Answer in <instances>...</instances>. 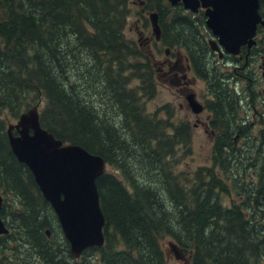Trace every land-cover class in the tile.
<instances>
[{
	"label": "trees",
	"instance_id": "1",
	"mask_svg": "<svg viewBox=\"0 0 264 264\" xmlns=\"http://www.w3.org/2000/svg\"><path fill=\"white\" fill-rule=\"evenodd\" d=\"M133 1L163 16L169 32L160 43L186 52L208 84L212 165L175 170L191 131L146 112L157 84L148 58L124 34L129 0H0V218L8 230L0 264L34 257L39 264H172L165 241L189 264H264V95L256 92L264 84L255 79L263 38L252 49L253 73L224 76L181 5ZM38 103L43 129L110 168L96 180L104 244L78 259L9 147L7 120Z\"/></svg>",
	"mask_w": 264,
	"mask_h": 264
},
{
	"label": "water",
	"instance_id": "2",
	"mask_svg": "<svg viewBox=\"0 0 264 264\" xmlns=\"http://www.w3.org/2000/svg\"><path fill=\"white\" fill-rule=\"evenodd\" d=\"M181 3L185 10L206 9V27L216 40H210L211 51L238 55L241 47L255 45L257 25L264 29L258 13L260 0H167ZM264 2V0H262ZM149 20L159 39L157 14ZM186 100L193 113L201 111L194 96ZM38 105L23 112L15 124L7 126L9 147L16 160L30 171L42 197L52 208L61 232L68 243L69 254L78 259L88 248L104 244L105 219L102 214L96 180L106 171V162L82 147L64 144L41 127ZM3 198L0 196V209ZM8 234L0 218V235ZM48 234V231H47ZM175 250L174 245H170ZM176 251V250H175Z\"/></svg>",
	"mask_w": 264,
	"mask_h": 264
},
{
	"label": "rangeland",
	"instance_id": "3",
	"mask_svg": "<svg viewBox=\"0 0 264 264\" xmlns=\"http://www.w3.org/2000/svg\"><path fill=\"white\" fill-rule=\"evenodd\" d=\"M130 1L133 0H129L128 3V6L132 12L127 18L124 34L128 40L133 41L136 45H138V48H140L141 52L148 58L150 67L154 72L155 82L157 84V94L155 98L145 102L146 112L152 115L155 114L158 119L169 121L173 126H177L181 123L189 126L191 131V142L189 147L185 148L181 145L178 147L176 152L175 157L178 160V166L175 168V170L177 172H193L199 167H210L212 165V149L213 142L216 137V130H214L211 125V119L213 115L208 110V103L214 98L208 91V84L198 75L196 71H194L193 68V73L187 75L188 79L191 81V84H189L190 90L188 92H182L171 84V81L169 80L171 75H168L169 73L165 74L168 70L166 67V62L169 60L175 62V59H173L172 56V54L175 53H179L181 56H183V58L188 57V55H186V52L176 47L169 48L162 45L160 42H155L153 33L149 32L150 28L145 32H142V36H140V33L136 32L135 25L141 7L139 5H132ZM2 17L3 13L0 8V20ZM201 33L206 39L211 38L208 36L207 32ZM256 49L258 51H263L264 43L258 44ZM167 51L168 54H166ZM208 57L211 58L210 53L208 54ZM212 60H216L215 62L218 63L217 71L219 67V72L224 74V76L233 75L230 65H226L223 61H218L217 58ZM83 63H85V61H83ZM161 65L163 66L161 67ZM238 71L241 72L240 70ZM255 79H257L259 83L264 84V77H262L260 73ZM135 84H137V81H134L133 85ZM262 86L263 85L259 87V90H256L257 94H261L260 96L264 95V91L261 89ZM238 91L239 90L237 89V92ZM187 94L194 95V99L202 108L200 112L193 113L190 110L185 98ZM259 99H262V97ZM106 101L107 98L103 100L105 103ZM240 104L246 108L244 105V99L240 102ZM37 105L39 106L40 103ZM106 109L109 111L110 107H107L106 105ZM15 123L16 120L13 118L8 119L6 122L7 125ZM107 169L110 170L109 167H107ZM170 245L174 244L170 243L169 241L164 242V248L167 250L169 261H171L172 264H189L186 256H182L181 254L177 253V251L172 250ZM22 250H27V247L22 248ZM23 259L24 257L22 260ZM31 261L33 264H39L40 260L38 261L36 260V257H34ZM27 262H30V260L27 259Z\"/></svg>",
	"mask_w": 264,
	"mask_h": 264
},
{
	"label": "flooded vegetation",
	"instance_id": "4",
	"mask_svg": "<svg viewBox=\"0 0 264 264\" xmlns=\"http://www.w3.org/2000/svg\"><path fill=\"white\" fill-rule=\"evenodd\" d=\"M130 2L132 3V5H139L141 7V10L139 12L140 16L138 15V18L136 20V25H135L136 32H139L140 36H142L141 34L142 32H145L149 28H150L149 32H152L151 23L149 20V15L151 12L145 11L144 9L145 6L142 1H130ZM168 4L171 6L172 9H174L175 5H171L170 3ZM177 5H181V4L177 3ZM182 12L186 20L185 24H187L189 28L192 29L190 32H207L208 36L211 38L210 39L205 38L206 42L213 39V36L210 33L211 30H209L206 27V20H207L206 9L200 6L196 12H191V11L185 10L182 6ZM258 13L260 16V20L264 22V2L262 0L259 1ZM156 14H157V25L159 27V32H163V29L168 31V28L165 27L163 24V21H164L163 16L159 15L157 12ZM170 16L172 17V14H170ZM256 34H257V40L263 38L262 41L264 43V29L262 25L260 24L257 25ZM155 42H160V38L159 40L155 39ZM252 49L253 47L251 49H247L246 46H243L240 50L239 55L237 56L224 54L221 57H219L217 53L212 52L211 50H209V53L212 59L217 58L218 61H223L226 65H230L232 73H236L237 70L244 71L245 68H247L248 71L250 70L251 73H253L254 68H255L254 66L255 55L253 54ZM258 52H259V55L257 57V60L260 62V65L256 66V71L260 73L261 75L262 74L264 75V54H263L264 49L263 51H258ZM166 54H168V51L166 52ZM172 56H173V59H175V62H173L172 60H169L166 62V67L168 70L165 74L169 73L168 75H171L169 77V80L171 81V84L175 86L176 89L182 92H188L190 90L189 84H191V81L188 79L187 75L190 73H193V70H192L193 64L188 57L183 58V56H181L179 53L172 54ZM162 66L163 65H161V67ZM188 95L189 94H187V96ZM187 96L185 98H187ZM187 104H188V101H187ZM188 107H189V104H188Z\"/></svg>",
	"mask_w": 264,
	"mask_h": 264
}]
</instances>
